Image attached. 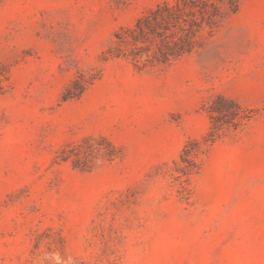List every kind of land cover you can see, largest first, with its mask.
Listing matches in <instances>:
<instances>
[{
	"label": "rangeland",
	"instance_id": "obj_1",
	"mask_svg": "<svg viewBox=\"0 0 264 264\" xmlns=\"http://www.w3.org/2000/svg\"><path fill=\"white\" fill-rule=\"evenodd\" d=\"M163 1L0 0V264H264V0L171 65L103 58ZM218 96L250 119L205 146Z\"/></svg>",
	"mask_w": 264,
	"mask_h": 264
},
{
	"label": "trees",
	"instance_id": "obj_2",
	"mask_svg": "<svg viewBox=\"0 0 264 264\" xmlns=\"http://www.w3.org/2000/svg\"><path fill=\"white\" fill-rule=\"evenodd\" d=\"M239 0H172L145 10L131 26L112 35L103 58L122 59L137 70L168 66L184 57L200 54L212 37L239 11ZM83 91V87L80 93ZM77 95L66 94L64 100ZM211 126L202 143L213 144L225 133L236 131L250 119L238 102L218 96L208 107ZM192 141L180 154L181 170L196 167L198 145ZM111 148L113 145L108 143ZM74 167L85 165L87 151L75 153ZM69 157L63 159L67 160Z\"/></svg>",
	"mask_w": 264,
	"mask_h": 264
}]
</instances>
